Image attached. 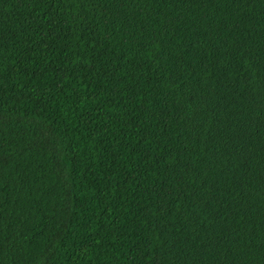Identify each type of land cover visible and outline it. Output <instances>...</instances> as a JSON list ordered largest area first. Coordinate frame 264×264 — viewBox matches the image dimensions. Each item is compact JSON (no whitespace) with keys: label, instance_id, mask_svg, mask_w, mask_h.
<instances>
[{"label":"trees","instance_id":"16d2710c","mask_svg":"<svg viewBox=\"0 0 264 264\" xmlns=\"http://www.w3.org/2000/svg\"><path fill=\"white\" fill-rule=\"evenodd\" d=\"M0 264H264V0H0Z\"/></svg>","mask_w":264,"mask_h":264}]
</instances>
